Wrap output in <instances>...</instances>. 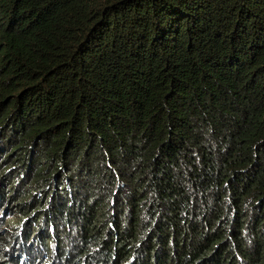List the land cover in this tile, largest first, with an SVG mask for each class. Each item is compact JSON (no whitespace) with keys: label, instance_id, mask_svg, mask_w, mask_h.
I'll list each match as a JSON object with an SVG mask.
<instances>
[{"label":"trees","instance_id":"obj_1","mask_svg":"<svg viewBox=\"0 0 264 264\" xmlns=\"http://www.w3.org/2000/svg\"><path fill=\"white\" fill-rule=\"evenodd\" d=\"M0 160V264H264V0H0Z\"/></svg>","mask_w":264,"mask_h":264},{"label":"rangeland","instance_id":"obj_2","mask_svg":"<svg viewBox=\"0 0 264 264\" xmlns=\"http://www.w3.org/2000/svg\"><path fill=\"white\" fill-rule=\"evenodd\" d=\"M0 166H1V160H0ZM24 170L25 168L22 171H20V174L18 175V183L14 184V186L12 187L9 185V183H12V179L10 178V181L5 186L6 188L10 187V189H6V190H9L11 192V190L14 189L13 187L17 186L19 182L24 181V178L22 177L25 173ZM4 175H5V172L3 171L2 168H0V181L3 179ZM29 181H30V178L26 179L24 183L22 184V188H25ZM11 196H13V193H11L2 204H0V220L5 225L0 231V234L3 237H10V234H6L5 232L10 231L13 228V226L14 228L16 226L19 227L22 221L25 219L24 214L18 213V209L16 208L17 206L16 204H18L19 201H15L17 198L11 199ZM28 200L29 199H27L26 197V202Z\"/></svg>","mask_w":264,"mask_h":264}]
</instances>
